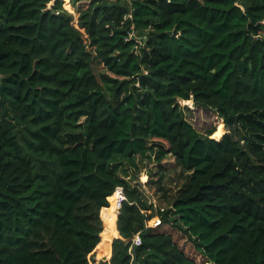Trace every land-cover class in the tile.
<instances>
[{"label": "trees", "instance_id": "trees-1", "mask_svg": "<svg viewBox=\"0 0 264 264\" xmlns=\"http://www.w3.org/2000/svg\"><path fill=\"white\" fill-rule=\"evenodd\" d=\"M0 264H264V0H0Z\"/></svg>", "mask_w": 264, "mask_h": 264}, {"label": "rangeland", "instance_id": "rangeland-1", "mask_svg": "<svg viewBox=\"0 0 264 264\" xmlns=\"http://www.w3.org/2000/svg\"><path fill=\"white\" fill-rule=\"evenodd\" d=\"M67 8H69V4L66 5ZM188 105L192 110L191 112L188 113L189 116H191V119L194 121V123L197 125V127L201 130H206L209 129L213 126L217 128V131L215 132V135L222 134L224 132H227V128L223 123V120L220 119L215 111L211 110H204L199 107H195L193 104H186ZM221 126V127H220ZM116 165L119 167L121 170L122 168H128L130 173H133L138 177L137 180H134L132 182V185H138L141 188V190L144 192L146 195V198L152 202L155 206L157 204L161 203L157 197L162 196L161 193L159 192V184L158 180L159 175L156 173L155 166L157 162L152 161L150 162L149 160H145L140 167H136L134 164H132L130 161L127 160H122V159H116L114 161ZM180 175V170L176 169L173 171H170L165 175L164 182L166 183L167 187L169 188L171 193H174L183 183V180H179L178 177ZM139 180V181H138ZM150 183L148 184V182ZM115 202L113 201V204ZM114 210L116 213V208L114 204ZM117 214V213H116ZM169 226L162 225L161 229H168ZM175 234L176 240L179 241L180 245L186 250V252L189 255H192L193 257H197L198 261H202L201 256L196 252L195 248L192 246V243L187 240V238L183 235H181L179 232L172 230ZM113 241V240H112ZM104 257V256H103ZM102 259V258H101Z\"/></svg>", "mask_w": 264, "mask_h": 264}, {"label": "built area", "instance_id": "built-area-1", "mask_svg": "<svg viewBox=\"0 0 264 264\" xmlns=\"http://www.w3.org/2000/svg\"><path fill=\"white\" fill-rule=\"evenodd\" d=\"M114 204H115V208H116V211L117 210H120L123 206V202L127 199L126 198V195H125V191H124V188L122 186H118L115 193H114ZM161 223V220L158 219L155 224L156 225H159ZM153 223H149L147 225V227H149L150 225H152ZM142 243V238H141V232L137 233L135 235V237L132 239V244L133 245H141Z\"/></svg>", "mask_w": 264, "mask_h": 264}, {"label": "crops", "instance_id": "crops-1", "mask_svg": "<svg viewBox=\"0 0 264 264\" xmlns=\"http://www.w3.org/2000/svg\"><path fill=\"white\" fill-rule=\"evenodd\" d=\"M116 231H117V224H116ZM117 236H118V232H117ZM113 242V241H112Z\"/></svg>", "mask_w": 264, "mask_h": 264}, {"label": "water", "instance_id": "water-1", "mask_svg": "<svg viewBox=\"0 0 264 264\" xmlns=\"http://www.w3.org/2000/svg\"><path fill=\"white\" fill-rule=\"evenodd\" d=\"M174 34H175V35L177 34V30L174 31Z\"/></svg>", "mask_w": 264, "mask_h": 264}, {"label": "bare ground", "instance_id": "bare-ground-1", "mask_svg": "<svg viewBox=\"0 0 264 264\" xmlns=\"http://www.w3.org/2000/svg\"><path fill=\"white\" fill-rule=\"evenodd\" d=\"M221 127V126H220Z\"/></svg>", "mask_w": 264, "mask_h": 264}]
</instances>
